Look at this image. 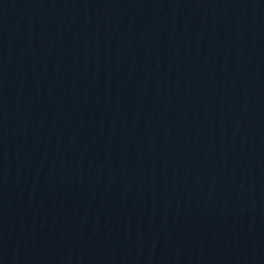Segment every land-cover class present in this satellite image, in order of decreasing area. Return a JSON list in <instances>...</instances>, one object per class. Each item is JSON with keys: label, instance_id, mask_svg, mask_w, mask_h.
Instances as JSON below:
<instances>
[{"label": "water", "instance_id": "water-1", "mask_svg": "<svg viewBox=\"0 0 264 264\" xmlns=\"http://www.w3.org/2000/svg\"><path fill=\"white\" fill-rule=\"evenodd\" d=\"M264 0H0V264H125Z\"/></svg>", "mask_w": 264, "mask_h": 264}]
</instances>
